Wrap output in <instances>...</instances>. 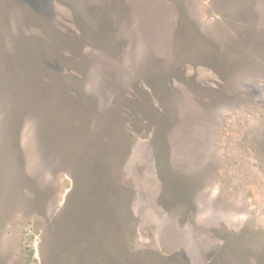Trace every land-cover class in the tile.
<instances>
[{
    "label": "rangeland",
    "instance_id": "rangeland-1",
    "mask_svg": "<svg viewBox=\"0 0 264 264\" xmlns=\"http://www.w3.org/2000/svg\"><path fill=\"white\" fill-rule=\"evenodd\" d=\"M0 264H264V0H0Z\"/></svg>",
    "mask_w": 264,
    "mask_h": 264
}]
</instances>
